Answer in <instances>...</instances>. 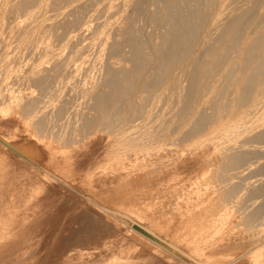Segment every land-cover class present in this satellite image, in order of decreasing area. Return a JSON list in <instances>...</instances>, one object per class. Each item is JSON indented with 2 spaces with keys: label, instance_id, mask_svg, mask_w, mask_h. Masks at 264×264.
Here are the masks:
<instances>
[{
  "label": "bare ground",
  "instance_id": "1",
  "mask_svg": "<svg viewBox=\"0 0 264 264\" xmlns=\"http://www.w3.org/2000/svg\"><path fill=\"white\" fill-rule=\"evenodd\" d=\"M0 137L151 235L146 259L264 264V0H0ZM26 171L8 211L59 188Z\"/></svg>",
  "mask_w": 264,
  "mask_h": 264
},
{
  "label": "rangeland",
  "instance_id": "2",
  "mask_svg": "<svg viewBox=\"0 0 264 264\" xmlns=\"http://www.w3.org/2000/svg\"><path fill=\"white\" fill-rule=\"evenodd\" d=\"M14 148L15 147H13L11 145L9 146V144H6L2 140V138L0 139V153H2L4 158L7 157L5 159H8L6 162H5V159H3L4 160L3 164L6 163L3 167H2V165H0L1 166L0 171H2V172H0V176H1V174H3L0 178L5 176L2 178V180H0V183L3 182V183H1V184H3V186L1 188L2 189L4 188L5 191L7 189H8V191H11L10 189H11V186L13 185L12 183H15L13 185V187L15 185L20 184L21 189H22V187H23V189H26L28 187V185L30 186L32 183H33L32 187L40 186L41 184L37 183L38 181H36V180H35L36 181L35 183L32 182L33 180H31V183L28 184L29 178H28V175L26 174L27 173L26 170L28 169L29 171L35 172L36 174H38L40 172L41 175H43L45 173L44 175H46L47 173L45 172L44 168L41 167L40 165H38L37 163H36L37 165H35V162H32L27 156L23 155L19 151L15 150L16 148L15 149ZM10 157H11V159L13 158L12 159L13 161L10 160ZM89 161L87 163H89ZM87 163L85 164V168H84L85 171L91 170L93 167V164H94L93 160H91L89 163V165H91V166H89ZM86 166L89 167L90 169L89 168L87 169ZM23 173H24V175H23ZM16 176L18 178H20V176L23 177V178L19 179V182H18L19 184L16 183L18 180V178ZM24 176L25 177L27 176L28 179L25 178ZM14 177L16 179L13 180ZM33 178L36 179L35 176L32 177V179ZM47 178H49V181L51 180V184L54 187L53 189H56V187H59L57 189H60V187H62L60 189L61 191L59 192L60 194L58 193L57 189L55 191L58 194L56 192H54L53 190H49V191H52V192H49L48 189L45 191L46 193L42 192L43 193V194L41 193L42 196H39L38 199L36 201H34V203H36V206L38 205L36 207L37 210H35V211H30V212L29 211L28 212L8 211L6 209V206H7V208L9 206H10V208H13L15 204L10 205L6 201H3L2 198H0V200H2V202H4V204L7 203L5 206L0 201L2 203V204L0 203V206H1V208H0V235H1L0 236V240H1L0 241V264H99V262H100V264H105L106 262L110 264L111 259H112V257H110V256L114 257L117 255L119 256L118 260H119V258L121 260V261L117 260V264H119V262L120 263L123 262V264H125V263H127V260L129 261V264H130L131 260H133V259H131L132 257L133 258L135 257L138 259V258H140L141 255H142L141 256L142 259H140V261H138V263H136L137 260L134 258L135 260H133L134 262H132L131 264H139V263L140 264H143V263L144 264L145 263L150 264V262H153V264L154 263L158 264L157 262L154 261V258L152 259L151 257H148L149 259H146V257L143 256L144 254H146V256H148L147 252L149 250H150V254L152 253L151 255L149 254L150 256H152L153 253H155L154 251H155V247L157 248V245L154 242L151 243L149 238H151L152 241H155V242H156V240H154L151 235H148V233L146 234V231H144L143 229H141L137 226H134L132 224L130 225V221H128L127 219L125 220L124 218L122 219L119 216H118L119 218H117V217H113L114 215H110L112 213H109L110 211L107 212L108 207H106L107 206L106 204L104 205V203H102L101 200H99V199L97 200V197H95L94 195L92 196V193H89L88 191H86L85 188L83 187V185H81L78 188V186L81 183L83 184V182L81 180L74 179L70 184V186H71V188H70V187H67L64 185L61 186L60 183H58L59 181H57L56 179H53L54 181H56V183H55L52 180V177L49 176L48 174H47ZM15 180H16V182H15ZM20 181H23V182H20ZM8 182L12 185L9 186ZM29 182H30V180H29ZM77 182L79 184H77ZM22 184H23V186H22ZM56 184H59V185H56ZM214 184L216 185V183H212L213 186L210 184L212 187L209 185V188L211 187L209 190L211 192L213 191V193H215V190L217 191V189H218V187H217L218 185L215 186ZM76 185H78V186H76ZM16 187H19V186H15L14 188H12V190L13 189H16V190L20 189V187L18 189ZM65 188L68 189L67 192H66ZM62 189H64V190H62ZM211 189H213V190H211ZM210 191H208V192H210ZM66 194H67V196H66ZM49 195H50V197H49ZM58 195H60V198L58 197ZM215 195H217V194H215ZM218 196L219 195H217L216 197H218ZM5 197L6 196H4V200L7 199ZM220 197H218L217 200ZM51 199H52V201H51ZM232 200L236 201L235 198ZM218 201L224 202L225 200L219 199ZM234 201L230 200L229 202L228 201H225L224 203L222 202L221 205H223V204L224 205L220 206V209L223 210L224 206L227 209L229 204L232 205L234 203ZM227 202L229 204H226ZM3 205H4V207H3ZM226 205H228V206H226ZM103 206L106 207L107 209L104 208ZM235 206L238 207V203H236ZM235 206L232 205L231 208L232 209L236 208ZM232 209H230V206H229L227 211L232 210ZM236 209H233V211H235L234 213H233V211L227 212V213L232 212L233 215L234 214L236 215V217H235V216H232V214L230 213L231 214V217H230L228 214V217H230V219L228 217H226V219L229 220V221L227 220V223L234 224L235 222L238 223L239 222L238 220H241L240 214L239 215L236 214L237 211L239 212V210H236ZM222 210H221V213H226V212H222ZM224 211H226V210H224ZM104 212L106 213L105 216L109 215V218L111 219V221L114 222L116 225L113 224L111 226L112 223L107 225L109 222L107 223V221H104L106 218V217L104 218V216H103ZM130 215L134 220L136 218L137 222L140 220V218L135 216L134 214H133L134 216H132V214H130ZM238 217H239V219H238ZM112 218H115V219H112ZM120 219H122V220H120ZM232 219H234V220H232ZM3 221L5 224L3 223ZM117 221H118V223H117ZM122 221H124V222L127 221V222L125 224ZM141 221H142V218L139 221L140 224H141ZM152 221H154V220H152ZM143 222H144V224H142V225H146V226L148 225L149 226L151 224L149 226V228L152 225L153 226L157 225L156 220H155V222H151V220H150V223H149V221L145 222V220L143 219L142 223ZM119 223H121V224H119ZM123 223H124V225H123ZM146 223H149V224H146ZM157 223H161V222H157ZM117 224H119V225H117ZM128 225H130L131 228L128 227ZM225 226H226V224H225ZM128 228L130 229L131 232H129ZM151 228L154 229L155 227H151ZM132 229H134V230H132ZM137 229H140V230H138L139 233L137 232ZM10 231H12V232L10 234H8ZM5 233H6V235H5ZM3 235H5L6 237ZM128 235L132 237L133 241L131 240V237L128 238ZM161 235H162V237L164 236L163 234H161ZM122 236H123V238H122ZM147 236H148V238H146ZM119 238H121V239L125 238L127 240V243H125L123 240H121ZM134 238H136V239H134ZM165 238L167 239V237H165ZM223 238L225 239V236ZM87 241H89L90 243H87ZM134 241H136L135 244L133 243ZM138 241L140 242V243H138V245L141 244V246H143V247L136 245ZM225 241L226 240H224V242ZM85 242L89 245H86ZM117 242H118V244H117ZM131 242L133 244H131ZM114 243H115V245H114ZM142 244H144V245H142ZM146 244H148V245L150 244V246L147 245V247L145 248ZM119 245L121 247H119ZM180 247L184 250H187L184 246H180ZM134 248H135V250L136 249L137 250L134 251L133 250ZM138 248H139V250H138ZM143 248L145 250L148 248V251L146 250L147 251L146 252L143 250L144 251L143 252L141 250ZM156 250H160V247L158 246V248ZM101 251H103V253L105 255ZM138 251L139 252L141 251V252L139 253ZM134 252L136 255L133 254ZM137 252L139 253L138 257H136ZM83 253H85V254L83 255ZM125 254H126V256L128 254H131V256L129 255L131 258L128 259L129 258L128 256L126 258ZM262 254L264 255V251ZM155 255L157 256V253H155L153 256H155ZM102 256H103V258H102ZM108 256H109V258H108ZM106 257L110 261H108V259ZM124 257L127 260L123 259ZM205 257L207 258V256H205ZM148 260H151V261L149 262ZM213 260L214 259H211V261H213ZM156 261H158V260H156ZM165 261L168 262V264H171L169 262V260L165 259ZM165 261L159 260L158 262H159V264H164V263H166ZM192 262L193 261L189 260V262H187V263L192 264ZM181 263L187 264L184 262H181ZM216 263H218V262H215L214 264H216ZM113 264H115V263H113ZM194 264H196V263H194ZM248 264H250V263H248Z\"/></svg>",
  "mask_w": 264,
  "mask_h": 264
}]
</instances>
